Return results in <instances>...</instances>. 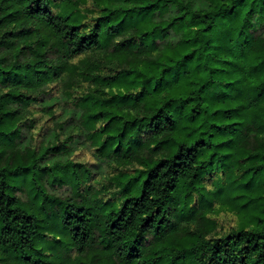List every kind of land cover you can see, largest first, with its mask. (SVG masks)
Segmentation results:
<instances>
[{
	"label": "trees",
	"instance_id": "obj_1",
	"mask_svg": "<svg viewBox=\"0 0 264 264\" xmlns=\"http://www.w3.org/2000/svg\"><path fill=\"white\" fill-rule=\"evenodd\" d=\"M0 264H264V0H0Z\"/></svg>",
	"mask_w": 264,
	"mask_h": 264
}]
</instances>
